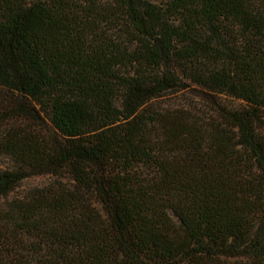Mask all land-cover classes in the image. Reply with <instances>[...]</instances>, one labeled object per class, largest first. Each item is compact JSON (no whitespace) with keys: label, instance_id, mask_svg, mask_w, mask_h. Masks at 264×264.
<instances>
[{"label":"trees","instance_id":"obj_1","mask_svg":"<svg viewBox=\"0 0 264 264\" xmlns=\"http://www.w3.org/2000/svg\"><path fill=\"white\" fill-rule=\"evenodd\" d=\"M0 158V264H264V0H0Z\"/></svg>","mask_w":264,"mask_h":264},{"label":"rangeland","instance_id":"obj_2","mask_svg":"<svg viewBox=\"0 0 264 264\" xmlns=\"http://www.w3.org/2000/svg\"><path fill=\"white\" fill-rule=\"evenodd\" d=\"M196 92L193 89H184L179 92L169 93L160 100V104L169 107H182L186 106L191 108L195 113L200 115L209 111L210 107L206 102H203L199 97L195 96ZM12 166V163L0 158V169H7ZM49 182L48 177H32L25 180L16 190V194H24L35 187H41Z\"/></svg>","mask_w":264,"mask_h":264}]
</instances>
